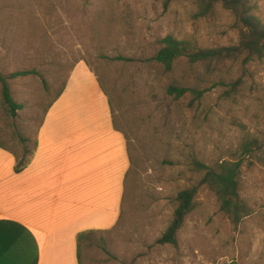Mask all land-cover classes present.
<instances>
[{"label":"rangeland","instance_id":"rangeland-1","mask_svg":"<svg viewBox=\"0 0 264 264\" xmlns=\"http://www.w3.org/2000/svg\"><path fill=\"white\" fill-rule=\"evenodd\" d=\"M0 0V72L36 70L8 79L14 115L2 103L0 143L19 159L34 149L49 104L75 69L95 73L125 135L131 173L114 227L79 241L80 264H264V167L243 164L240 193L252 209L234 229L214 194L201 187L178 245H156L178 191L195 182L190 154L211 165L249 135H264V59L248 65L239 96L212 89L193 110L166 94L171 82L210 86L183 62L167 73L152 57L167 35L199 47L234 45L233 17L219 9L193 18L185 0ZM264 19V0H252ZM241 75L231 71L233 78Z\"/></svg>","mask_w":264,"mask_h":264},{"label":"crops","instance_id":"crops-1","mask_svg":"<svg viewBox=\"0 0 264 264\" xmlns=\"http://www.w3.org/2000/svg\"><path fill=\"white\" fill-rule=\"evenodd\" d=\"M75 68L15 171L0 148V264H79L77 235L107 231L121 214L129 168L95 73Z\"/></svg>","mask_w":264,"mask_h":264},{"label":"trees","instance_id":"trees-1","mask_svg":"<svg viewBox=\"0 0 264 264\" xmlns=\"http://www.w3.org/2000/svg\"><path fill=\"white\" fill-rule=\"evenodd\" d=\"M168 1H164L165 6ZM185 1H190L195 5V12L193 13L195 20L212 18L219 9L229 12L233 17L232 27L237 32V42L234 45L202 48L195 41L177 39L172 35H167L160 39L158 41L160 47L152 59L165 72H173L175 66L183 62L187 67L189 76L201 75L212 82L208 87H202L197 83L171 82L166 86V94L174 100L188 98L187 105L192 110L201 103L205 95L217 86L225 88L223 96L226 100H236L244 83L243 76L249 74L248 65L264 59V19L256 13L252 0ZM233 69H238L241 75L233 78L231 76ZM30 74H37V72L34 69L15 71L7 76L0 72L2 103L12 115L21 109V105L13 100L8 79ZM65 81L48 107L61 95L65 87ZM103 91L107 95L104 89ZM110 101L109 99L113 127L125 137L113 117V108ZM35 145L34 143V147ZM0 148L6 150L2 143H0ZM13 155L16 159L15 171L18 172L30 162L32 153L26 160L19 159L14 153ZM129 163H131L130 157ZM244 163L249 167L256 164L264 167V135H249L245 137L237 149L230 153L228 157H222L211 165L200 161L195 155L190 154L186 165L188 171L195 176V182L189 187L178 191L175 195L173 199L174 208L170 220L163 233L155 241V244L177 247V234L183 227L187 216L195 209V197L201 187L207 188L214 194L218 210L229 221L230 225L236 229L252 213L251 207L240 193L241 169ZM131 170V167H129L125 174L124 193ZM83 236H85V233L77 235V258L79 264V241Z\"/></svg>","mask_w":264,"mask_h":264}]
</instances>
